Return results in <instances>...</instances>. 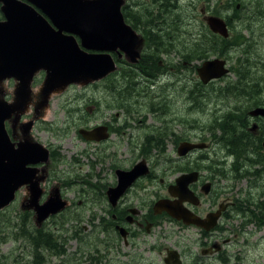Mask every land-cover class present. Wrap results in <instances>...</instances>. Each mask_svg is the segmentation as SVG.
I'll list each match as a JSON object with an SVG mask.
<instances>
[{"label": "flooded vegetation", "instance_id": "af4514ba", "mask_svg": "<svg viewBox=\"0 0 264 264\" xmlns=\"http://www.w3.org/2000/svg\"><path fill=\"white\" fill-rule=\"evenodd\" d=\"M13 2L36 8L51 22L32 0ZM4 4L0 0V22L8 19ZM185 8L190 9L188 18L183 14ZM121 10L127 24L143 39L139 54L133 59L123 51L108 53L117 69L87 85L93 89L92 105L85 112L78 107L77 113L71 111L72 105L69 112L73 116H63L69 127L62 132L50 118L65 110L68 99L64 92L48 99L43 95L44 69L34 74L25 96L15 77L0 82V98L16 106L5 121L12 151L19 157L25 154L26 143L44 146L35 150L27 168L42 190L41 203L56 187L68 202L54 216L71 214L77 203L67 195L72 189L81 195L92 191L94 202L101 205V213H93L91 219L97 218L95 224L85 227V236L77 233L80 240L75 254L85 261L74 264H168L171 247L158 249L154 241L149 247L157 254L154 258L145 257L139 249L145 243L144 234L167 223L200 231L201 254L189 248L195 264H212V259L220 264H244L251 250L264 248V0H123ZM211 15L226 22L228 37L210 28L207 18ZM220 36L233 39L235 46L227 50ZM194 40L201 45L187 46ZM205 43L211 46L201 48ZM215 58L225 59L229 72L204 82L198 68ZM120 70L127 76L123 81L115 76ZM53 97L56 107L48 118ZM195 115H206L207 123L193 120ZM71 126L86 146L68 159L55 138L68 134ZM100 127L106 138L97 139ZM80 129L94 131L91 137L95 138H85ZM184 142L197 147L180 155ZM121 146L126 153L132 152V165L122 163ZM89 156L91 160L85 162ZM38 157L48 158L36 161ZM143 161L147 172L116 202L110 199L108 190L119 183L117 171H131ZM191 172L198 173L189 185L193 197L183 200L182 206L193 221L157 210L158 201L179 199L169 188L180 175ZM143 179L149 182L141 185L143 191L155 193L137 192ZM30 196L28 186H21L16 199L0 213L18 204V213L31 218L27 228L43 226L46 221L38 226L35 211L27 206ZM235 246L236 250L230 249ZM177 250L185 264L183 252Z\"/></svg>", "mask_w": 264, "mask_h": 264}, {"label": "water", "instance_id": "95a60500", "mask_svg": "<svg viewBox=\"0 0 264 264\" xmlns=\"http://www.w3.org/2000/svg\"><path fill=\"white\" fill-rule=\"evenodd\" d=\"M3 1L2 8L8 19L0 22V82L7 77H15L24 96L29 93L34 74L41 69L46 71L42 92L48 99L55 93L64 92L72 84L88 85L115 71L117 65L108 54L110 51L126 52L133 59L139 54L143 39L125 21L121 10L123 0H32L51 18V22L34 7L14 4L13 0ZM207 19L214 32L229 36L223 19L213 15ZM198 72L201 79L208 82L224 76L229 69L225 59L215 58L205 61ZM6 102L0 98V210L15 200L21 186L27 185L31 191L27 206L35 211L36 224L41 226L49 217L61 212L68 202L61 198L58 187L43 203L40 202L42 190L27 164L33 162L35 150L44 146L39 142L26 143L25 154L16 157L5 128L6 119L16 111V106ZM103 129L98 128L97 139L107 137ZM91 132L94 131L80 129L87 139L95 138L91 137ZM192 147L197 145L182 143L180 155ZM46 158L38 157L36 161ZM118 171V185L108 190L110 199L115 202L140 174L147 172V168L143 161L131 171ZM197 175V172L180 175L176 184L169 188L170 193L178 195L179 199L158 201L156 209L166 210L186 222L193 221L182 201L192 199L193 191L189 185ZM168 254V264H181L178 251L169 249Z\"/></svg>", "mask_w": 264, "mask_h": 264}, {"label": "rangeland", "instance_id": "374dc122", "mask_svg": "<svg viewBox=\"0 0 264 264\" xmlns=\"http://www.w3.org/2000/svg\"><path fill=\"white\" fill-rule=\"evenodd\" d=\"M189 12L190 9L185 8L183 14H185V16L188 18ZM187 46L189 45L187 44ZM124 73H125L124 70H120L119 75L117 74L115 75L118 81L119 79L123 81L127 78V76H125ZM190 75L191 74H189L188 76ZM183 77H185V75H183ZM231 77L233 79L235 78L233 75ZM92 93H93V89H91L89 86L87 87V85H81V84H75L72 88L70 89L68 88L67 90H65L64 98L68 99V101H66L67 105L65 107V110L63 109L58 110L56 115L50 118V121L53 120L56 121L54 128L62 132L67 127H69L67 126L68 120H65L63 116L66 113L69 114L70 116H73L72 113L69 112V109L72 107V105H75L76 107H80L81 109H83V112L87 111V107L89 105H92V103L90 102L91 100L90 96L92 95ZM54 99L57 98L56 97L52 98L51 106L47 110L48 118L51 117L56 107V102L54 101ZM52 102H54V106L52 105ZM101 108L106 109L103 103H101ZM185 117L187 116L186 115L182 116L183 119H185ZM194 118H196L200 124L207 123L208 121V117L206 115H195L193 117V120ZM74 127L75 126H71L68 129V134L58 136L57 138H55V140L60 143L61 152L68 159H71L72 155L75 152H78L80 149L86 146V143L83 141V139H81L77 135L76 130H74ZM125 145L127 146V144ZM118 150L122 155H125V160H122V163L125 166L132 165V159H133L132 152L126 153L125 151L126 147H122V146ZM88 158H90L91 160V156L85 157L83 160L87 162ZM142 184L149 185V182L143 179L142 182L138 186H136L137 192L143 194H150V192L155 193L154 191H143V188L141 186ZM79 189H81V186L79 187ZM67 195L70 199L77 200V203L72 205V211L70 212L71 214L69 215V217L75 218V216L77 215L76 218H78V215H80L81 219L78 218L79 221L77 222V221H69L67 217L59 218L55 216L44 223L43 226H45L46 228L49 229L53 228L55 230H58V232L61 231L62 234L64 235V238L68 240L69 243L67 245L68 254L65 255L64 258L62 256L61 257L49 256L46 254V257H49L52 260L53 264H67L68 262L75 263V260L81 261L82 263L85 261V257H81L79 254H75L76 253L75 251H77V249L79 248L78 246L79 237L77 233L78 232L82 233L81 236L84 237L85 227L91 228L93 224H95V222L97 221V218L91 220L93 217V213H101L102 211L101 205L96 204L94 202V194L90 190L85 195H81L75 189H72L71 192H67ZM78 196H80L81 199H78ZM30 222H31V218L29 216L23 217L18 213V204H15L9 210L3 211V213H0V229L2 230V232H0V237L4 236V239H6V241L2 242V244L0 245V256L11 255L12 257L18 258L19 255H25V260L30 263L32 262L33 260L32 256L29 255V251L31 249L30 247H25L23 245L24 240L23 239L10 240L11 232L17 229L16 226L21 224L22 226L30 227ZM199 235H200V231L198 230L181 228L178 227L177 225L167 223L162 227L154 228L153 231L149 234L147 233L144 234L143 237L145 239L144 240L145 243L141 246V248L139 247L138 248L140 249V251H142L145 257H152V258L157 257V254L153 250L149 251L150 245L153 244L154 241H156L158 245V249L161 248L166 249L167 247H171V250H176V251H178L177 249H179L180 251L183 252V259L185 264H195V261L192 259L193 256L190 250H192L193 252H197V250L199 249L198 254H201V248L203 247V245L200 244L197 240ZM191 237H194L195 239L192 240ZM230 249L236 250V246L234 247V249L233 248ZM259 252L261 253L259 254ZM165 253L166 252L164 250V254ZM157 262H159V260H157ZM212 264H220V263L212 259ZM244 264H264V248L259 251L251 250L250 257L245 259Z\"/></svg>", "mask_w": 264, "mask_h": 264}, {"label": "trees", "instance_id": "16d2710c", "mask_svg": "<svg viewBox=\"0 0 264 264\" xmlns=\"http://www.w3.org/2000/svg\"><path fill=\"white\" fill-rule=\"evenodd\" d=\"M185 15V14H184ZM180 17V16H179ZM181 27L180 29H182ZM188 28V27H185ZM222 40L226 42L227 50L230 47L235 46L233 39H226L220 36ZM198 40H194L188 43L189 46H200L201 44L197 42ZM217 44L220 43L218 39H216ZM211 46V44L205 43L201 46V48H206ZM78 107H74L71 111L77 113ZM55 217V216H54ZM69 221H75L76 218L67 217ZM16 230L11 232L10 240H18L23 239V245L25 247H30L29 255L32 256V262H28L25 260V255H19L18 258L12 257L11 255H2L0 256V264H53L52 260L49 257H46V254L49 256H65L66 255V243L68 240L64 238L62 232H58L53 228L49 229L45 226L40 228H27L26 226H22L19 224L16 226ZM12 229V226H11ZM0 232L2 230L0 229ZM80 240V238H79ZM6 241L3 237H0V245L2 242ZM33 246V247H32ZM64 258V257H63ZM67 264H74L68 262Z\"/></svg>", "mask_w": 264, "mask_h": 264}, {"label": "bare ground", "instance_id": "6f19581e", "mask_svg": "<svg viewBox=\"0 0 264 264\" xmlns=\"http://www.w3.org/2000/svg\"><path fill=\"white\" fill-rule=\"evenodd\" d=\"M160 2V1H159ZM170 2V0H169ZM237 6V5H236ZM243 10V9H242ZM247 12V11H246ZM173 29V28H172ZM178 35V34H177ZM121 88V87H120ZM210 96V95H209ZM207 102V101H206ZM144 109V108H143ZM172 136V135H171ZM171 142V141H170ZM136 143V142H135ZM141 144V143H140ZM138 149V148H137ZM230 151V150H229ZM177 154V153H176ZM262 208V207H261ZM237 212V211H236ZM33 247V246H32Z\"/></svg>", "mask_w": 264, "mask_h": 264}]
</instances>
